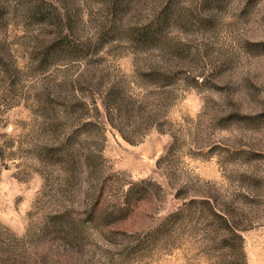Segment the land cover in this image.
<instances>
[{
  "label": "rangeland",
  "instance_id": "obj_1",
  "mask_svg": "<svg viewBox=\"0 0 264 264\" xmlns=\"http://www.w3.org/2000/svg\"><path fill=\"white\" fill-rule=\"evenodd\" d=\"M0 264H264V0H0Z\"/></svg>",
  "mask_w": 264,
  "mask_h": 264
}]
</instances>
